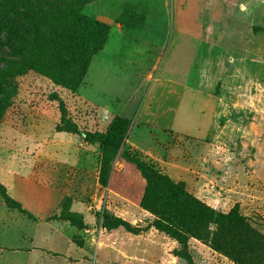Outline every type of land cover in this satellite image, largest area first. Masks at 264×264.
<instances>
[{
	"label": "rangeland",
	"instance_id": "obj_1",
	"mask_svg": "<svg viewBox=\"0 0 264 264\" xmlns=\"http://www.w3.org/2000/svg\"><path fill=\"white\" fill-rule=\"evenodd\" d=\"M58 5H66V0H0V97L8 98L0 115V182L35 215L8 206L0 191V264H33L29 251L38 258L34 264H128L114 250L125 241L122 251L148 249L147 264H164L167 257L178 255L179 243L151 226L156 216L143 207L148 179L137 161L183 182L188 192L201 201L209 198L215 206L204 202L218 210H239L264 234V207L244 209L226 199L227 194L222 202L219 196L220 180L230 167L228 146L223 145L230 126L220 125L225 121L219 111L222 80L227 79L233 90L225 96L249 108L264 107V0L85 4L84 14L107 23L113 31L76 91L25 65L33 31L48 28L47 16ZM209 25L216 29L207 33L216 39H208V34L203 38V27ZM119 28L130 35L118 36ZM136 37L157 46L135 42ZM118 114L132 122L125 136L116 138L115 149L116 142L106 132ZM228 115L240 124L236 135L240 140L242 131L250 130L253 116L243 110ZM147 118L149 123L143 121ZM257 130L264 136V126ZM66 151L70 158H63ZM230 161V175L241 166L244 186H264L241 159ZM65 186L70 187L64 190ZM51 190L66 195L59 211L47 219L53 217L54 226L69 221L64 226L72 235L71 252L67 240L44 229L35 232L34 221L46 216ZM154 207L159 210V201ZM105 210L143 228L142 235L158 242L159 250L155 245L147 247L146 239L126 240L131 234L125 228L106 229ZM215 229L207 224L194 231L189 240L193 258L200 245L225 264H233L214 250ZM79 247H84L86 257L80 263L54 255L60 251L75 258ZM154 254L159 263L150 260Z\"/></svg>",
	"mask_w": 264,
	"mask_h": 264
},
{
	"label": "trees",
	"instance_id": "obj_2",
	"mask_svg": "<svg viewBox=\"0 0 264 264\" xmlns=\"http://www.w3.org/2000/svg\"><path fill=\"white\" fill-rule=\"evenodd\" d=\"M94 1L97 0H66V5L56 6L55 11L47 16L50 18L47 22L48 28L33 31L29 40V60L25 65L53 78L56 83L69 90L79 89L87 76L92 59L106 47L111 35L107 23L83 13V6ZM0 103L2 115L1 111L8 106V98L0 97ZM131 122L126 117H114L106 134L113 137V142H116L115 149L119 145L116 138L125 136ZM86 139L92 141L91 136ZM136 163L148 179L143 207L156 216L151 226L179 243L177 257L188 264H196L189 249V240L196 235L194 231L213 224L216 226L212 233L215 251L228 256L233 264H264V234L254 229L248 223L249 219L239 210H218L188 192L183 182H175L144 162ZM0 191L8 206L21 209L22 205L7 193L2 183ZM157 201L159 210L154 207ZM53 220V217L49 219ZM103 226L108 230L122 227L132 234L144 231L143 228L114 216L108 210L103 213Z\"/></svg>",
	"mask_w": 264,
	"mask_h": 264
},
{
	"label": "crops",
	"instance_id": "obj_3",
	"mask_svg": "<svg viewBox=\"0 0 264 264\" xmlns=\"http://www.w3.org/2000/svg\"><path fill=\"white\" fill-rule=\"evenodd\" d=\"M215 29H213V30H215ZM119 30L120 31L117 32L118 33L117 35L120 37L125 38L127 35H130L129 33L123 32V30L121 28H119ZM213 30H212L211 25H209L207 27H203V32H204L203 38H207L206 35L208 34L209 35L208 39H212V37L214 35L212 33H207V31L209 32V31H213ZM112 31L113 30H111V34H112ZM222 34L223 33L220 34L221 36H220L219 42H221ZM136 38H138V40H136L135 42L143 40V41L147 42L148 46H157L150 39H147L144 37H136ZM213 38H215V37H213ZM108 42H110V39ZM218 46L220 47V44ZM156 49H157V47H156ZM104 50H105V48L102 51H104ZM157 50H159V47ZM97 55H95V56H97ZM155 62L156 63L159 62V53H157V58H156ZM90 67H91V65H90ZM148 73H147V77H148ZM221 85H222V88H221V93H220V97H219V111L221 112L220 113L221 118H223L225 121L223 122V124H220V125L222 127H227L228 125L230 126V133L228 136V140L226 143L223 144L224 146H228L227 151L229 152L230 157L228 158L227 162L229 163L230 167H229V171L225 170V174L222 176V178L220 180V184H219V186H220L219 187L220 200L222 202L223 199L225 198V194H227L226 199H228L229 201H230V199H233V201L235 202V204H233V205L238 204V205H240V207H242L244 209L245 208H254L255 206L256 207H258V206L264 207V186H260L259 184H256L255 186H248V185L244 186V183L241 181V180H243L242 179L243 172L241 170V166H239V167L235 166V171H233L234 174L230 175V170H233V168L231 166L232 161H230V160H232L233 158L241 159L242 166H245L251 170V174L253 176V179H257L259 183H262L264 185V136L258 135V130H257L258 127L264 126V119H263L264 107L253 109V108H249V106H245V104H241L240 101H238V99L233 101L230 97L225 96L228 93L233 92V90L229 89V87H228V80L227 79L225 81L222 80ZM231 88H234V87H231ZM239 89H240L239 86H236L235 90H237V92L239 91ZM232 110H234L237 113L240 112L241 110L248 111V113H250L253 116V118H251V120L249 121V127L248 128H250V130L242 131V133L240 134L241 135L240 140H237L239 138H237V136H236V135H239V132L241 131V129L238 128L240 126V124L237 122V120L235 121L234 119H232V117H230L228 115L229 112ZM119 116H122V115H119ZM259 117H262V118L260 119ZM238 118H239L238 121H241V119H240L241 115ZM143 121L145 123H149V118L144 119ZM229 123H231L232 125H230ZM68 140L69 139H67V141ZM221 148H223V147H221ZM62 156H64L63 158H70V154L67 151L62 153ZM219 163H222V162H219ZM4 187L7 190V187L6 186H4ZM65 187L66 188L64 190L69 189L70 186H65ZM75 187L77 190L78 189L77 186H75ZM51 191L52 192L48 193L49 194V200H47V202H46L47 207H48V211L45 214L46 216L44 215L45 217H43V219H40L38 221H34L35 222V232L39 233L42 231V229H44L46 231H49L50 234L56 235L57 239L67 240L68 241L67 244L69 245L68 251L71 252L72 251V246H71L72 235H70L71 233H68L69 231L67 229H65V226H64V224L69 223V221H64V222L60 223L58 226H54V225H52V221H49L47 219V217H49V216H51V215H53L59 211L60 203H61L62 199L65 198L66 195L63 194V191H60V190H51ZM7 193L11 196V194L9 193L8 190H7ZM204 197H206V196L204 195ZM12 198L14 200H16L14 197H12ZM16 201L22 205L23 209L28 211L31 215L35 216L32 213L33 209L27 208L19 200H16ZM53 201H55V203H53ZM204 201H206L208 204H210L212 206H215L209 200V198L204 199ZM34 218L36 219L37 217H34ZM68 227H70V225ZM130 234H131V236H128L126 238V240L134 241V240H136V239H134V237L139 238V239H146L147 247L155 245V248H156L155 250H157V251L159 250L158 242H155V241L149 242L148 237L143 236L142 235L143 233H140V234L130 233ZM124 244H125V246H127V241H125V243H123V245ZM123 245L120 246L119 249L117 248L114 250L123 255V257H124L123 259H125L126 263H128V264H147L148 263V261H147V259H149L148 249H146L144 251H137V252L131 253V252H127L124 250L122 251V249L124 248ZM79 248L81 249V252H77V253H79V255H77V257H75V258L74 257H67V253H61L60 251H56V252L54 251L55 252L54 255H57L56 256L57 258H62L63 256H65V257H63L65 261L80 263V262L84 261V259L86 257L82 255V251H85L84 247H82V248L79 247ZM195 249H197V252H194L193 255H194V258L197 257L198 261L201 259H204L205 264H225V262H224L225 260L223 258L221 259L217 256H214V255H212L213 253L210 254L202 246L199 245ZM203 251H205V253H203ZM29 254L31 256L30 257L31 260L33 261L31 263L34 264L35 263L34 261H36L38 258L33 256L34 253L31 251H29ZM43 254L46 256L49 255V253H47L45 251ZM201 254H203V257L201 256ZM50 257H53V256H50ZM97 258H98V256H97ZM167 258L168 259L165 261L164 264H168L169 261L171 262L174 260H176L180 264V262L183 260L177 256H173L174 260H173V258L172 259H170L169 257H167ZM40 259L41 258L39 257V260ZM197 259H195L196 263L199 264ZM150 260H155L159 263V256L154 254V255L150 256Z\"/></svg>",
	"mask_w": 264,
	"mask_h": 264
}]
</instances>
